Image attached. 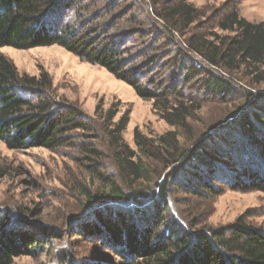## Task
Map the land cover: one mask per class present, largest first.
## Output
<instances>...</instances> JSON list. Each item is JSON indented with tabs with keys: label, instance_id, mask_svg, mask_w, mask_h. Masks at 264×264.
Wrapping results in <instances>:
<instances>
[{
	"label": "trees",
	"instance_id": "16d2710c",
	"mask_svg": "<svg viewBox=\"0 0 264 264\" xmlns=\"http://www.w3.org/2000/svg\"><path fill=\"white\" fill-rule=\"evenodd\" d=\"M238 1L214 10L212 24L227 32L215 40L197 31L200 11L189 0H0V139L17 150L81 149L89 209L76 218L75 236L115 248L112 264H264L263 227L243 215L193 230L202 215L188 219L175 202L208 200L226 186L264 191V92L245 90L249 104L233 103L201 131L191 121L207 99L230 100L235 78L264 81L256 73L264 67V22L242 17ZM53 45L129 84L174 129L153 137L137 127L135 150L123 138L129 110L118 117L101 103L88 117L51 96L48 73L20 74L2 52ZM156 163L172 167L162 174ZM90 182L101 187L93 192ZM38 227L26 231L0 208V264L64 237Z\"/></svg>",
	"mask_w": 264,
	"mask_h": 264
},
{
	"label": "rangeland",
	"instance_id": "374dc122",
	"mask_svg": "<svg viewBox=\"0 0 264 264\" xmlns=\"http://www.w3.org/2000/svg\"><path fill=\"white\" fill-rule=\"evenodd\" d=\"M189 1L200 11L195 22L203 27L201 31L197 30L200 35L210 38L209 33L214 32L218 36L211 39L218 40L219 36L227 34L212 24L214 10L227 0ZM238 2L242 17L251 22H264V0ZM2 52L16 65L20 74L40 76L48 73L53 84L51 96L62 103L78 105L88 117H95V110L101 103L104 109L118 108V117L129 110L130 122L123 138L135 150L138 149L134 139L137 127L153 137L174 129L154 110L152 100L142 99L129 84L117 79L104 67L83 61L61 46L30 49L4 46ZM256 73L261 79L264 67ZM248 80L250 83L235 78L237 90L230 100L207 99L204 108L194 112L191 120L194 131H201L214 122L219 123L233 103L249 104L245 100V90H252L254 94L264 92V81L256 80L254 76ZM81 155V149L73 146L57 150L45 147L11 149L0 139V208L11 213L14 223L26 231L39 232L38 226L47 225L64 235L63 238H52L35 255L15 257L12 264H61L66 256L68 259L63 264H112L120 259L115 248H109L99 238L75 236L81 221L76 218L89 209L84 206L87 200L80 189L86 185L89 168L78 160ZM159 163L154 166L162 174L172 167L164 172L163 165ZM97 186L101 187L92 182L88 184L93 192ZM182 194L186 197L184 192ZM175 202L188 219L202 215L201 223L193 230L220 227L235 222L243 215L249 222L264 228V191H242L226 186L221 195L208 200ZM162 227L165 229V226ZM42 237L47 239L48 235Z\"/></svg>",
	"mask_w": 264,
	"mask_h": 264
}]
</instances>
